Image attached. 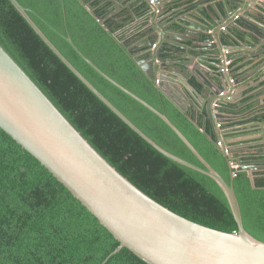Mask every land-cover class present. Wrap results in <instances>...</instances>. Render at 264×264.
<instances>
[{
  "label": "trees",
  "instance_id": "1",
  "mask_svg": "<svg viewBox=\"0 0 264 264\" xmlns=\"http://www.w3.org/2000/svg\"><path fill=\"white\" fill-rule=\"evenodd\" d=\"M18 1L57 49L147 136L165 150L204 167L161 117L95 70L68 37L101 70L165 113L227 182H232L228 159L217 144L216 124L198 101L193 99L186 111L181 109L114 35L133 21L131 7L135 15L148 12L145 1L138 5L130 0ZM116 1L123 7L113 13ZM243 25L255 29L246 22ZM234 30L245 38V30ZM225 37L226 45L234 43ZM0 44L92 146L135 186L192 221L229 233L239 231L219 184L167 157L132 129L62 61L10 0H0ZM192 82L199 85L194 78ZM236 110L233 102L222 105L221 122L230 123L225 114H236ZM263 147L264 143L255 146L253 153L231 152L236 162L242 158L259 165ZM235 172L233 185L244 227L264 241V170L254 172L257 188L241 166ZM119 244L47 168L0 128V264H101ZM106 264L149 263L123 248Z\"/></svg>",
  "mask_w": 264,
  "mask_h": 264
},
{
  "label": "water",
  "instance_id": "2",
  "mask_svg": "<svg viewBox=\"0 0 264 264\" xmlns=\"http://www.w3.org/2000/svg\"><path fill=\"white\" fill-rule=\"evenodd\" d=\"M10 1L62 61L132 129L167 157L213 178L225 193L238 224L239 231L233 233L202 225L172 211L135 186L92 146L0 44V128L47 168L120 242L101 264H106L123 248L130 249L149 264H264V241L255 238L244 227L233 185L235 176L231 161L234 154L222 149L231 169L232 182L228 183L165 113L101 70L68 37V42L95 70L161 117L204 167L159 146L57 49L30 17L27 7L18 0ZM144 1L149 7L151 33L143 39L146 40L143 46L150 50L144 57L135 56V60L146 75L185 111L188 104L179 96L188 99L186 90H195L197 86L184 84L174 76L169 77L168 73L177 72L186 80L194 75L197 82L208 89L206 98L205 90L199 91L202 96L198 103L214 123L220 119L222 105L233 102L240 109L242 100L231 90L232 85L240 82L233 72L228 74L217 68L216 74L209 73L210 77L213 74L216 77L211 82L201 71L205 67L209 71L216 69L215 61L225 56L230 58L228 47L239 49L255 39V47L264 49V22L258 20L264 18V0H215L214 6L199 5L196 9H188L172 24L164 17L178 0H154L153 4L151 0ZM88 8L94 10L91 4ZM238 14L242 17L236 19ZM98 20L105 21L100 16ZM245 22L255 30L244 26ZM175 25L181 29L173 28ZM236 28L240 33L246 31L244 39L238 37ZM225 36L235 43L226 45ZM124 45L128 46V42L124 41ZM128 49L131 51L132 48ZM167 53L178 60L171 65ZM263 96L264 90H261L251 94L249 99L250 103L256 99L254 105L260 110L257 115L264 118ZM231 115L234 114H225V117ZM225 127L223 124L221 129ZM259 131L258 138H264V121L259 123ZM219 133L225 147H230L231 141L225 131ZM238 164L248 172L253 188H257L254 172L258 166L242 158Z\"/></svg>",
  "mask_w": 264,
  "mask_h": 264
},
{
  "label": "crops",
  "instance_id": "3",
  "mask_svg": "<svg viewBox=\"0 0 264 264\" xmlns=\"http://www.w3.org/2000/svg\"><path fill=\"white\" fill-rule=\"evenodd\" d=\"M184 2L187 1L183 0V3ZM196 2H204L203 6L206 8L214 6L215 4V0H192L191 2H188L187 4L182 6H179V4L175 3L174 7L171 8L172 10L164 18L169 21V24H172L175 20H179L180 17L184 16L188 9H191L193 6L195 7ZM186 6L188 8L185 9L184 7ZM172 16L174 17L170 18ZM133 20V25L137 26L138 30L143 29L146 32L148 31V34L142 32V35L143 33H145L146 36H148L149 32L151 33V30L147 27L149 20L148 12H146L143 16L134 15ZM174 27L178 26L175 25ZM256 42L257 40L252 39L251 41H249L247 46L245 45L239 49L228 47L230 50V57H233L236 61L235 65L232 64V72L240 81L238 84L235 83L234 85H232L231 90L235 92L234 96L242 100V107H240V109L237 107L238 112H236V114L232 115L231 117H228L230 119V123L229 127H227L226 129V132L231 134V136H229V139L231 141V150L233 152H242L245 154L253 153V148L255 146L259 144L262 145L264 143V138H258L261 135L260 131H254V128H252L253 125L251 123H246L247 120L254 118V115L251 113H253V110L256 108L254 105L256 99H252V102L250 103L249 96L258 91L264 90V49L256 48ZM258 52H260L259 55L257 54ZM167 55H169L170 57L172 56V54L170 53ZM174 59L178 60L177 57H174ZM207 72L211 73V71H209L206 67L203 68L202 73L209 81L212 82L214 81V79L216 80L215 74H213L212 77H208ZM179 79L184 84H191L195 86L192 82V77L190 78L189 82L184 77H179ZM255 84H257L259 88L255 87ZM194 89L195 90L192 89L191 91L185 89L188 99L179 96L186 104H188V107L192 103L193 99L196 101H200V97L202 96L201 93H199L200 90H205V93L203 94L205 98L208 96V89L204 85H202V87L200 88L195 87ZM262 100H264V96ZM203 108L205 107L203 106ZM233 134L236 135L232 136ZM239 139L243 140L236 141ZM260 149L264 150V147ZM259 163V165H256L258 166L256 170H264V157L261 161H259Z\"/></svg>",
  "mask_w": 264,
  "mask_h": 264
},
{
  "label": "flooded vegetation",
  "instance_id": "4",
  "mask_svg": "<svg viewBox=\"0 0 264 264\" xmlns=\"http://www.w3.org/2000/svg\"><path fill=\"white\" fill-rule=\"evenodd\" d=\"M131 1V2H130ZM129 2L130 3H136L137 5H138V3L140 4L141 2H143L144 0H130ZM187 2H184L183 3V0H178L176 3L177 4H179V6H182V5H185V4H187L188 2H191L192 0H186ZM116 4L118 5V7L114 10V12L113 13H115L116 11H119L122 7H123V3H120V2H118V1H116ZM204 4V2H196L195 3V7L193 6L191 9H196V8H198V6L199 5H203ZM131 7V6H130ZM134 7V6H133ZM185 9L186 8H188L187 6L186 7H184ZM130 10V9H129ZM131 11L134 13L133 15H135V12H134V10L132 9V7H131V10H130V14H131ZM189 11V10H188ZM187 11V12H188ZM132 15V16H133ZM251 15V14H250ZM240 16L242 17V14H238L235 18L236 19H239L240 18ZM254 19L255 18H257L256 16H253V15H251ZM148 28L150 29V23H151V20H150V18H149V16H148ZM258 20L259 21H262V22H264V18H258ZM133 23H134V20L133 21H131L130 23H129V25H127V26H125V28L124 29H122L121 31H118V32H116L114 35L118 38V40L119 41H121V42H123L124 43V39H125V41L126 42H128V48L130 47V48H132L131 49V51L130 52H133V54H134V58H135V56H142V57H144V56H146L147 55V53L149 52V47H147V46H143V44L144 43H146V40L145 41H143V39L144 38H146V37H148L149 35H150V33H149V35L148 36H146V34L145 33H147L148 34V31L146 32V31H144L143 29H139L138 30V28H137V26H134L133 25ZM173 28H178V27H174L173 26ZM178 29H181V28H178ZM148 30V29H147ZM182 30H184V29H182ZM255 30V29H254ZM142 32H145V33H143V35L141 34ZM147 40H149V39H147ZM232 41H233V39H231ZM141 42H143V43H141ZM235 43V42H234ZM249 43V42H248ZM154 47H156V44H154ZM260 53V52H259ZM167 54H169V53H167ZM166 54V56H167V59L169 60V62H170V64L172 65L173 64V62L175 61V59L171 56H169V55H167ZM232 54V53H231ZM219 57V56H218ZM220 58V57H219ZM230 60L232 61L231 62V64L232 63H234L235 62V60H234V58L232 57H230ZM215 67H216V69H212V70H210L212 73H217V72H219L218 71V69L217 68H220V69H222L221 71H224L225 73H230V72H232L233 70H232V67L233 66H229V72H226L225 71V65H224V63H223V58H220V61H215ZM201 73H202V71H201ZM209 73L210 72H207V74H208V77H210L209 76ZM203 74V73H202ZM168 75H169V77L171 76H174L177 80H179V81H181L180 79H179V77H183L182 75H180L179 73H177V72H174V71H172V72H169L168 73ZM204 76V75H203ZM205 77V76H204ZM192 78H194V80H195V82H197V78L193 75L192 76ZM190 80H188V82H189ZM198 83V82H197ZM194 84V83H193ZM199 84V83H198ZM195 85V84H194ZM195 86H197V88L199 87H202V84H199V85H195ZM223 94V93H222ZM200 109H202V107H200ZM260 112V110H257L256 108L253 110V113H251V114H253L254 115V118H252V119H249V120H247V122L246 123H251L253 126H252V128H254V131H257V132H259V123L260 122H263L264 121V118L263 117H260V116H258L257 114ZM215 124H216V130H217V132L219 133V131H222V130H224L225 131V136H226V129H227V127H229V123H222L221 122V120L219 119L218 120V122H215ZM218 124H221V126L220 127H218ZM223 124H226V127L224 128V129H221L222 128V126H223ZM220 134V133H219ZM250 163H256V161H253V162H251L250 161Z\"/></svg>",
  "mask_w": 264,
  "mask_h": 264
},
{
  "label": "built area",
  "instance_id": "5",
  "mask_svg": "<svg viewBox=\"0 0 264 264\" xmlns=\"http://www.w3.org/2000/svg\"><path fill=\"white\" fill-rule=\"evenodd\" d=\"M152 4L154 3V0H151L150 1ZM231 60H230V58H228V57H224V59H223V63H224V65H225V71L226 72H229L230 70H229V66L231 65ZM221 126V124H218V127H220ZM217 144H218V146L219 147H221V149H225V152L226 153H230L231 152V149H230V147H225V141H224V138H223V136L222 135H220V139H218L217 140ZM232 162V167H233V170H234V176H236V172H235V169H237L238 167H240V165L238 164V162H236V161H234V159L231 161Z\"/></svg>",
  "mask_w": 264,
  "mask_h": 264
}]
</instances>
